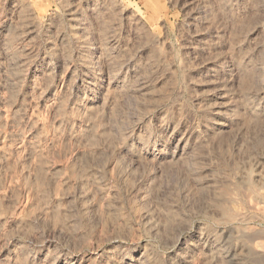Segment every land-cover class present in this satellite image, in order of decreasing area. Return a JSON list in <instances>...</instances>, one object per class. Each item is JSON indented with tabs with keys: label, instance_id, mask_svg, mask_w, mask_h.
<instances>
[{
	"label": "rangeland",
	"instance_id": "1",
	"mask_svg": "<svg viewBox=\"0 0 264 264\" xmlns=\"http://www.w3.org/2000/svg\"><path fill=\"white\" fill-rule=\"evenodd\" d=\"M263 92L264 0H0V264H264Z\"/></svg>",
	"mask_w": 264,
	"mask_h": 264
},
{
	"label": "bare ground",
	"instance_id": "2",
	"mask_svg": "<svg viewBox=\"0 0 264 264\" xmlns=\"http://www.w3.org/2000/svg\"><path fill=\"white\" fill-rule=\"evenodd\" d=\"M221 6V5H219ZM74 9V8H73ZM207 9V8H206ZM228 9V8H227ZM72 10V9H71ZM243 11V10H242ZM195 13V12H194ZM198 17V16H197ZM201 17V16H200ZM194 18V17H193ZM191 22V21H190ZM101 31V29H100ZM223 34V33H222ZM217 37V36H216ZM98 38V37H97ZM219 38V37H218ZM220 40V39H219ZM220 42V41H219ZM50 43V42H49ZM216 43V42H215ZM245 43V41H244ZM243 43V44H244ZM215 45V44H214ZM237 45V44H236ZM247 46V44H246ZM255 46V45H254ZM97 47V46H96ZM226 47V46H225ZM234 47V46H233ZM205 48V47H204ZM254 48V47H253ZM222 49V47H221ZM194 50V49H193ZM244 50V49H242ZM93 51V50H92ZM110 51V50H109ZM203 51V50H202ZM224 51V50H223ZM200 52V51H199ZM251 52V51H250ZM225 54V53H224ZM238 54V53H237ZM110 55V54H109ZM209 55V54H208ZM194 56V55H193ZM199 56V55H198ZM201 56V55H200ZM216 56V55H215ZM227 56V55H226ZM253 54L251 55V58H253ZM97 57V56H96ZM101 57V56H100ZM108 57V56H106ZM205 57V56H204ZM202 57V58H204ZM211 57V56H210ZM232 57V56H231ZM200 58V57H199ZM222 58V57H221ZM112 59V58H111ZM159 59V58H158ZM246 59V58H245ZM82 60V59H81ZM110 60V59H109ZM147 60V59H146ZM199 60V59H198ZM224 60V59H222ZM256 60V58H255ZM215 61V60H214ZM234 61V60H233ZM107 63V62H106ZM168 63V62H167ZM230 63V62H229ZM259 63V61H258ZM103 65V64H102ZM111 65V64H110ZM195 65V64H194ZM219 68V67H218ZM110 69V68H109ZM204 69V68H203ZM212 69V68H211ZM86 70V69H85ZM253 70V69H252ZM143 73V72H142ZM220 74V73H219ZM252 74V73H251ZM146 75V74H145ZM168 75V74H167ZM208 75V74H207ZM136 76V75H135ZM213 78V77H212ZM244 78V77H243ZM169 79V77H168ZM214 79V78H213ZM217 79V78H216ZM240 81V80H239ZM162 82V81H161ZM216 82V81H215ZM102 83V82H101ZM139 83V82H138ZM239 83V82H238ZM251 83V82H250ZM95 84V83H94ZM131 84V83H130ZM164 84V83H163ZM226 84V83H225ZM220 85V84H219ZM218 85V86H219ZM162 86V85H161ZM101 87V86H100ZM157 87V86H156ZM201 87V86H200ZM206 87V86H205ZM210 87V86H209ZM97 88V87H96ZM95 88V89H96ZM152 88V87H151ZM213 88V87H212ZM232 88V87H231ZM102 89V88H101ZM218 89V88H217ZM207 90V89H206ZM233 90V89H232ZM100 91V90H99ZM127 91V90H126ZM225 91V90H224ZM214 92V91H213ZM130 93V92H129ZM156 93V92H155ZM260 93V92H259ZM259 93H256L254 95H249L247 96L246 98L244 97L243 101H242V104L240 106V109H241V112H242V117L238 120V121H234L235 123H233V125L236 124L237 125H240L242 123H244V120H247V119H254L255 121H259V120H262L264 119V92L262 93V95H260ZM78 94V93H77ZM132 94V93H131ZM213 94V93H212ZM251 94V93H250ZM253 94V93H252ZM240 95V94H238ZM237 95V96H238ZM77 97V96H76ZM99 97V96H98ZM236 97V96H235ZM92 98V97H91ZM121 98V97H120ZM238 98V97H237ZM241 98V97H240ZM88 99V98H87ZM97 99V98H96ZM215 99V98H214ZM226 99V98H225ZM204 100V99H203ZM211 100V99H210ZM241 100V99H240ZM217 102V101H216ZM222 103V102H221ZM218 104L214 106V113L215 115L218 117L217 119V122H215V127L217 128V130H215L214 132L221 134V137H224L225 135L228 136L229 134L233 133V132H236V134H241L242 133V130H241V127H237L235 130H233L231 128V125H232V122L230 123L231 119H229L228 117H226V111L225 110H228L229 108L227 106H229V104L227 105L226 101L222 104ZM240 103V102H239ZM109 109V108H108ZM234 110V109H233ZM91 115V114H90ZM174 117V116H173ZM236 120V119H235ZM176 121V120H175ZM251 122V121H250ZM255 123V122H254ZM174 125V124H173ZM94 127V126H93ZM92 127V128H93ZM202 127V126H201ZM191 128V127H190ZM214 128V127H213ZM110 129V128H109ZM167 129V128H166ZM154 130V129H153ZM158 131V130H157ZM203 133V132H202ZM201 133V134H202ZM206 133V132H205ZM234 134V135H236ZM152 135V134H151ZM133 136V135H132ZM240 136V135H239ZM237 136V137H239ZM247 136V135H246ZM163 137V136H162ZM129 139V138H128ZM189 139V138H188ZM241 139V138H240ZM239 139V141H241ZM223 140V139H222ZM237 140V139H236ZM165 141V140H164ZM176 141V140H175ZM238 141V142H239ZM136 144V143H135ZM133 145V144H132ZM142 145V144H141ZM153 146V145H152ZM162 147V146H161ZM171 147V146H170ZM173 147V146H172ZM190 147V146H189ZM149 148V147H148ZM147 148V149H148ZM130 149V148H129ZM123 151V150H122ZM190 151V150H189ZM192 151V150H191ZM196 151V150H195ZM131 152V151H130ZM127 153V152H125ZM250 153V152H249ZM137 154V153H136ZM170 154V153H169ZM183 154V153H182ZM130 155V154H129ZM150 157V156H149ZM244 157V156H243ZM242 157V158H243ZM137 158V157H136ZM160 158V157H159ZM167 159V158H166ZM171 159L174 160L175 159V155L172 154L171 156ZM258 159V158H257ZM256 159V160H257ZM138 160V159H137ZM155 160V159H154ZM141 161V160H140ZM162 161H163V158H162ZM139 162V161H138ZM165 162V161H164ZM241 163V162H240ZM137 165V164H136ZM243 166V165H242ZM255 166V167H254ZM253 167L255 168V174H254V178L255 179H251L247 172L246 174H241L239 177H238V182H241L243 185H244V188L248 189L249 185H251V183H256L258 184V186L260 185L261 188L264 186V157H260L256 164L253 165ZM248 168V167H247ZM195 172V171H194ZM254 172V171H253ZM252 174V173H251ZM200 175V174H199ZM210 180V179H209ZM253 183V184H254ZM241 184V185H242ZM252 184V185H253ZM254 184V185H256ZM228 186V185H227ZM259 186V187H260ZM239 188H240V185H239ZM206 189V188H205ZM227 189V188H226ZM233 189V188H232ZM257 189V188H256ZM264 189V188H263ZM215 190V189H214ZM234 190V189H233ZM259 190V189H257ZM148 191V190H147ZM242 191V190H241ZM251 191V190H250ZM206 192V191H205ZM142 193V192H141ZM217 193V192H216ZM234 193V192H233ZM243 193V192H242ZM209 194V193H208ZM235 194V193H234ZM245 194V193H244ZM243 194V195H244ZM251 195V193H250ZM212 196V195H211ZM233 196V195H232ZM231 196V197H232ZM245 196H248V202H250V197L249 195H245ZM220 197V196H219ZM257 199V197H256ZM225 200V199H224ZM229 200V199H228ZM258 200V199H257ZM255 200V202L257 201ZM220 201V200H219ZM218 201V202H219ZM227 201V200H226ZM259 201V200H258ZM214 202V201H213ZM231 202V201H230ZM252 202V200H251ZM250 202V203H251ZM254 202V200H253ZM261 202V201H260ZM225 203V202H224ZM227 203V202H226ZM246 203V204H247ZM258 203V202H257ZM233 204V203H232ZM239 204V203H238ZM252 204V203H251ZM156 205V204H155ZM231 205V204H230ZM254 205V204H253ZM256 205V204H255ZM209 206V205H208ZM248 206V205H247ZM224 207V206H223ZM249 207V206H248ZM256 207V206H254ZM259 207V205L257 206ZM160 208V207H159ZM261 208V207H260ZM240 209V208H239ZM165 210V208H164ZM208 210V209H207ZM262 211H264L262 209ZM167 212V211H166ZM220 212V211H219ZM261 212V211H260ZM227 213V212H226ZM264 213V212H262ZM214 214V213H213ZM223 214V213H222ZM237 215V218L241 224V222H243L245 220V215L243 213H236ZM247 214V213H246ZM264 215V214H263ZM161 216V215H160ZM234 216V215H233ZM254 216V215H252ZM225 217V216H224ZM232 218V217H231ZM236 218V217H235ZM252 218V217H251ZM234 219V217H233ZM222 224V223H221ZM154 225V224H153ZM226 227V226H225ZM244 227V226H243ZM246 227V225H245ZM151 228V227H150ZM247 229H249L247 227ZM153 230V229H152ZM199 230V229H198ZM204 230V229H203ZM202 231V230H201ZM204 233V232H203ZM214 236V235H213ZM252 236V235H251ZM209 237V236H208ZM253 238V237H252ZM199 239V238H198ZM200 239H202V241H204L206 244L205 246V251H204V255L206 257H210L213 260H215L216 262L215 263H218V261H221V263H225V264H254L253 262V252L254 250L252 251V241L249 237H248V233L245 231L244 228H241L240 226L238 227H231L230 229H228V232L226 233L225 237H222L221 240H219L218 242H216L215 240V245H210L208 244L209 242L207 241V239L204 238V235H201L200 236ZM199 239V240H200ZM209 239V238H208ZM258 241H260L258 239ZM211 243V242H210ZM256 244V243H255ZM189 245V244H188ZM203 245V247H204ZM259 245V244H257ZM198 246V245H197ZM216 247H218V249L220 251H218L217 249V254H215L216 252L213 250L215 249ZM202 250V249H201ZM204 250V249H203ZM198 251V250H197ZM181 252V251H180ZM214 252V253H213ZM257 252V251H256ZM192 253V252H191ZM198 254V252H197ZM178 255V254H177ZM209 255V256H208ZM125 256V255H124ZM184 256V255H183ZM252 256V257H251ZM263 256V255H262ZM180 257V256H178ZM190 257V256H189ZM138 258V257H137ZM67 259V258H66ZM255 259V258H254ZM259 259V258H258ZM201 260V259H200ZM180 261V260H179ZM182 261V260H181ZM202 261V260H201ZM124 262V261H122ZM190 262V261H189ZM151 263V262H150ZM185 263V262H184ZM202 263V262H201ZM220 263V262H219ZM119 264V263H118ZM127 264V263H126ZM132 264H138L137 261H135L134 263ZM179 264V263H177Z\"/></svg>",
	"mask_w": 264,
	"mask_h": 264
}]
</instances>
